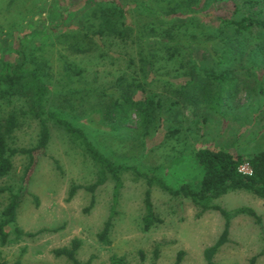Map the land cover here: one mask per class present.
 Instances as JSON below:
<instances>
[{
  "label": "rangeland",
  "instance_id": "rangeland-1",
  "mask_svg": "<svg viewBox=\"0 0 264 264\" xmlns=\"http://www.w3.org/2000/svg\"><path fill=\"white\" fill-rule=\"evenodd\" d=\"M54 1L69 11L65 26L45 37L34 33L43 21L50 26L52 14L61 12L54 14ZM118 3L127 6L125 17L101 14L100 0H0V57H5L14 34L27 33L24 45L30 62L40 67L42 78L55 88L48 106L83 128L106 157L160 178L172 189L198 183L201 172L194 149L222 148L244 157L264 150V28L238 37L237 42L221 26V19L249 15L264 19V0H253V4L244 0ZM106 15L111 22L100 38L72 37L74 28L95 33ZM121 21L126 27L119 25ZM203 70L225 75L226 82L201 80ZM187 80L194 84L184 89ZM194 85L197 101L184 95L192 93ZM120 94L140 106L116 119L108 111ZM30 102L29 87L0 98V130L10 114L26 111ZM48 125L50 141L44 152L35 153L33 170L25 176L28 156L17 154L12 170L0 177V188H21L25 193L15 224L6 228L7 242H0V262L71 264L53 250L77 238L81 242L77 259L86 264H111L112 256L123 257L129 264H151L156 248L157 264H174L179 252V264H207L204 252L225 228L220 211H202L154 180L150 200L161 222L144 230L147 180L131 171L121 176L123 185L108 240H100L98 235L113 209L114 182L109 177L96 189L89 209L91 194L84 188L69 199L70 187L93 184L99 168L61 126L52 120ZM39 129L38 120L25 115L5 135L6 143L16 149L33 148ZM8 195L0 193V220ZM212 204L228 212L250 207L260 217L259 222L244 214L232 217L227 241L214 254V263L249 264L256 256L255 264H264V199L233 191ZM14 227L38 234L18 236Z\"/></svg>",
  "mask_w": 264,
  "mask_h": 264
},
{
  "label": "trees",
  "instance_id": "trees-1",
  "mask_svg": "<svg viewBox=\"0 0 264 264\" xmlns=\"http://www.w3.org/2000/svg\"><path fill=\"white\" fill-rule=\"evenodd\" d=\"M62 1V0H60ZM64 1V0H63ZM101 1V14L109 13V18L115 17L117 14L121 17L127 15V6L118 3V0H100ZM54 14L57 11H61L56 15L52 14L50 26H45L43 21L37 28L34 29V33H39L43 37L54 32L58 27L65 26V20L68 17V9L62 7L57 1H54ZM99 2V1H98ZM245 3L253 4V0H244ZM59 4V5H58ZM100 8V7H99ZM106 8V9H102ZM150 11L149 9H145ZM175 10V9H174ZM117 13V14H116ZM181 15V14H180ZM108 15L105 16L104 21H101L95 33L89 34L87 30L82 28H74L73 38H88L95 39L98 35L105 34V28L109 26ZM47 20V19H46ZM221 26L227 28L234 34V38L239 41L238 37L250 36L253 30L264 28V19L259 17L243 16L240 19L226 20L221 19ZM120 26L126 27V24L121 21ZM49 27V29H47ZM44 30L47 33H44ZM69 31H62L60 36L65 35ZM140 36V32L138 33ZM97 35V36H96ZM98 36L97 38H100ZM27 38V33H16L14 39L8 44L7 53L5 57H0V98L5 95L15 94L20 89L30 88L31 102L29 108L20 114H10L3 125V131L0 130V177H3L12 170L13 157L17 154H23L28 156V165L25 169V176L31 172L36 164L35 153L38 151L44 152L50 141V129L48 121L52 120L57 125L61 126L70 136L77 140L85 152L89 155L90 159L98 166L99 176L98 179L91 185L78 186L72 185L68 191V198L71 199L79 188H84L91 194L89 208L95 203V191L103 185L110 177L114 182V194H113V209L112 213L105 221L102 231L98 237L102 241L108 240V234L112 226L113 212L119 199V191L123 185L122 174L127 171H131L138 176H142L147 180L148 188L145 191L144 203L146 214L143 218V228L148 230L155 223L161 222V219L155 216L153 206L150 200V186L155 180L162 188L166 189L170 194L175 196H182L191 200L195 205L200 207L202 211L215 209L220 211L225 218V228L217 240V242L207 248L204 252L207 264H215L213 259L214 254L227 241V234L229 228L230 219L234 216L244 214L254 218L257 222L260 221L259 215L254 209L250 207H241L233 212H228L218 205L212 204L213 200L220 198L226 193L233 191H245L255 195L258 198L264 199V150H260L257 153L244 157L239 153H234L222 148L200 147L192 151L193 158L195 159L200 172L201 177L196 185H181L177 189H172L160 178L150 177L147 173H143L139 168L127 164L116 163L106 157L90 139L89 134L80 126L76 125L70 118L61 113L60 111L48 106V100L55 89L51 87L42 78L40 67L30 62L26 53L24 41ZM72 38V39H73ZM221 42L224 39L220 40ZM231 43V42H230ZM228 44V43H227ZM78 45V44H76ZM231 48H236L233 44ZM66 70H71L69 64L64 65ZM80 73V71H77ZM202 75L198 76L201 80H205L209 83L219 82L224 84L226 82L225 75L215 74L214 72L201 71ZM193 82V81H192ZM190 80L183 85L184 89L193 85ZM192 83V84H191ZM196 86L191 87L192 93L185 91L184 95L192 101H197L198 95L194 93ZM220 96L216 97L214 105L220 104ZM156 105L162 106L161 100H157ZM140 103L134 102L128 96L120 94L117 97L108 114L112 113L116 115V119H120L127 110L131 107H139ZM25 115H31L39 122V135L37 145L33 148H11L7 145L5 135L12 133L18 126L19 120ZM247 165L249 172H244L241 168ZM27 182V181H26ZM23 189L12 191L9 188H0V193L8 192V203L3 208L0 220V242L5 244L9 237V232L6 228L10 225H14L16 222L17 209L22 201V197L25 194ZM23 193V194H22ZM36 198V197H35ZM14 233L18 236L33 237L36 233L24 232L18 227H14ZM57 231V229H54ZM81 247V242L77 238L71 240L70 245L67 247L57 248L53 250V254L57 257L67 258L71 264H86L77 259L76 253ZM141 257H143L142 252ZM181 252L178 253L174 264H179L181 258ZM264 255V252H262ZM159 256V251L156 248L153 252V262L151 264H157L156 260ZM256 256L252 257L249 264H255ZM0 264H7L6 262H0ZM15 264H19L16 262ZM111 264H129L123 257L112 256Z\"/></svg>",
  "mask_w": 264,
  "mask_h": 264
},
{
  "label": "built area",
  "instance_id": "built-area-1",
  "mask_svg": "<svg viewBox=\"0 0 264 264\" xmlns=\"http://www.w3.org/2000/svg\"><path fill=\"white\" fill-rule=\"evenodd\" d=\"M242 171L244 172H249V169L247 167V165H244L242 168H241Z\"/></svg>",
  "mask_w": 264,
  "mask_h": 264
}]
</instances>
